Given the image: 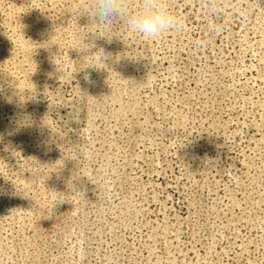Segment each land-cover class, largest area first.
Masks as SVG:
<instances>
[{"label": "rangeland", "instance_id": "374dc122", "mask_svg": "<svg viewBox=\"0 0 264 264\" xmlns=\"http://www.w3.org/2000/svg\"><path fill=\"white\" fill-rule=\"evenodd\" d=\"M215 2L0 0V264H264V0Z\"/></svg>", "mask_w": 264, "mask_h": 264}, {"label": "clouds", "instance_id": "9594fccd", "mask_svg": "<svg viewBox=\"0 0 264 264\" xmlns=\"http://www.w3.org/2000/svg\"><path fill=\"white\" fill-rule=\"evenodd\" d=\"M203 3L208 15L221 16L215 0H203ZM82 14L87 16L89 25L123 26L127 31L153 41L164 33L183 29V23L170 11L166 0H86V10ZM221 30V25L215 23L210 28L213 33ZM205 43L199 42L201 47ZM81 50L88 53V49Z\"/></svg>", "mask_w": 264, "mask_h": 264}]
</instances>
